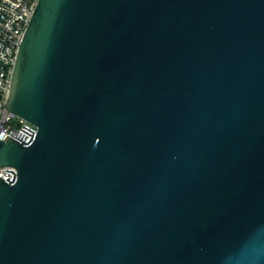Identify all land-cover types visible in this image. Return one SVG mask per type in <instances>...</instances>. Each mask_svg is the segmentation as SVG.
Wrapping results in <instances>:
<instances>
[{
    "label": "water",
    "instance_id": "obj_1",
    "mask_svg": "<svg viewBox=\"0 0 264 264\" xmlns=\"http://www.w3.org/2000/svg\"><path fill=\"white\" fill-rule=\"evenodd\" d=\"M0 141V264H264V0H39Z\"/></svg>",
    "mask_w": 264,
    "mask_h": 264
},
{
    "label": "built area",
    "instance_id": "obj_2",
    "mask_svg": "<svg viewBox=\"0 0 264 264\" xmlns=\"http://www.w3.org/2000/svg\"><path fill=\"white\" fill-rule=\"evenodd\" d=\"M39 0H0V141L22 135L27 128L35 130L27 120L7 108L14 66L23 36ZM16 169H0V178L12 179Z\"/></svg>",
    "mask_w": 264,
    "mask_h": 264
}]
</instances>
